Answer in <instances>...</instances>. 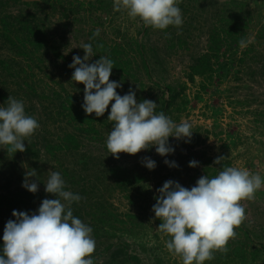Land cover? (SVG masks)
<instances>
[{
	"label": "rangeland",
	"instance_id": "1",
	"mask_svg": "<svg viewBox=\"0 0 264 264\" xmlns=\"http://www.w3.org/2000/svg\"><path fill=\"white\" fill-rule=\"evenodd\" d=\"M2 1V0H1ZM5 1V0H3ZM34 1L38 4L35 5ZM50 0L49 3H45L42 0H21L18 3L9 1L6 5L0 2V17L3 14L9 15H25L27 13H35L38 18L43 22L45 37L49 45L56 43L59 47V52L63 56H56L50 48L47 57H45L44 65L42 69H39L34 65L35 76L28 78L29 81L34 83L38 90L48 91L50 87H53L60 92L66 94L70 92L78 97V102L82 106L84 103V91L83 84L76 83L71 80L69 74L65 75L66 65L71 64L70 60H73V56H79L83 59L85 55L84 50L80 48L82 43H88L86 35L89 29H98L102 39L108 43H114L116 41L124 40V35L127 37H140L139 31L146 27L143 22L137 18L132 19L127 15L125 10L116 11L114 10V0H103L105 3L101 6L104 8H95L98 6L100 0ZM72 1V2H71ZM84 2V9L79 8V2ZM256 4L258 0H251ZM29 4H28V3ZM90 2L95 7L92 8ZM72 3V4H69ZM62 5L68 7L72 5L75 7V11L71 12L68 10L69 17L62 14ZM91 7V9H90ZM79 8V9H78ZM43 9L45 13H42ZM41 11V12H40ZM43 11V12H44ZM90 11H93L91 13ZM182 13V11H181ZM195 13V11L193 12ZM97 17L98 25H93L90 21V17ZM74 18H80L82 21H75ZM205 22L203 29H196L195 27H189L190 37L188 46L182 47H167V43L161 40L156 42L157 48L159 49L160 62L157 65L158 72L155 74L156 77H164V82H176L182 81L187 82L186 94L188 96L187 110L183 111L180 119L176 121L177 124L186 120L192 124V131L197 127L209 129L212 132H220L219 135L214 133L210 134L209 138L203 143L197 145L194 149L196 153L205 152L207 156L216 159L218 156H224V159L230 160L231 167H237L241 169H247L251 173H259L261 178L264 179V122L255 121V112L264 111V80L253 79L245 76V72H240V78H235V72L244 71L243 66H240L235 61L231 64V72L227 77L220 78L218 75H214L213 79L206 80L200 76L196 77V81L192 83L188 81L187 73L190 71V65L195 60V53L206 51V45L209 34V24L206 22L205 17H202ZM96 19V18H95ZM186 18L183 19V23ZM159 29H151L150 35L153 41H158L155 31ZM127 40V38H126ZM254 40V32L249 36V42ZM246 44L237 52L239 58L240 51L245 47ZM3 57H14L18 58L21 65H27L23 57L16 56L14 52H9L6 47L0 49V56ZM67 57V59L65 58ZM97 58L92 57L91 61L95 62ZM42 66V65H41ZM27 68V67H26ZM62 68V69H61ZM65 71V72H64ZM2 72L1 79L5 80L10 91H17L19 97H14L17 100H21L24 103L25 109L29 110L35 115L39 123V129L34 133L33 136L27 138L23 143L25 147H32V149H41L43 152L44 138L42 135L43 130L51 131L48 135L49 139L53 142H61V137L64 136L65 132L72 131V125L66 122L65 117L58 118L59 120L54 122L52 119L47 120V129L43 128V124L46 123L47 115L44 112V106H48L51 101H39L38 98H32L30 101L23 90L19 88V80L11 75L4 74ZM25 73H23L24 76ZM239 74V75H240ZM114 78L110 76V81H114ZM61 81L65 86L66 91L60 89L58 82ZM141 81L146 83L147 87H151L152 83L142 75ZM130 82V81H128ZM121 83V82H120ZM202 83L206 84V89H202ZM47 84L45 88H43ZM123 85V83H121ZM130 88L135 91L137 102H142L145 99L152 100L157 103L155 99L157 97V89L153 90V96L148 93V89L141 91L139 88V82L132 81ZM24 88L23 85H21ZM2 86L0 85V90ZM126 88H117L118 94L121 96L127 94L129 90ZM50 94V93H49ZM11 96V92H10ZM246 102H243V101ZM238 101H242L240 104ZM7 101H0V106H6ZM114 103V101L112 102ZM111 111V103L109 108L106 110L102 120L106 121V124L100 125L97 122V127L100 129V136L98 141L93 144H86L80 150L81 153H86L87 157H77L72 152H66L65 150L59 153L61 161L65 162V167H68L71 172H75L80 176L89 175L87 178L94 180L96 177L102 178V184L99 183L101 188L100 199L101 203H106L107 208L116 211L121 215L123 219L129 221L128 214L137 215L135 230L131 232V224L126 223L130 229L128 232L121 233L117 237H112L116 243H128L129 246L125 247L124 250L129 255L138 256L141 264H157V261H161L162 264H182V260L178 256L171 254L166 248V241L170 239L160 233L157 228L159 226L158 220L155 218L153 212V206L156 203L155 197L158 195L157 189L161 188L166 181L172 180L178 182L181 186L191 189V175H196V180L203 176L200 165L196 167H189V160L193 155L186 144L185 139L177 140L174 137H169L168 143L172 146L175 151L167 156L159 155L155 146L148 150H143L135 155H129L126 153H120L119 159H116L106 149L107 136L112 129L113 122L107 119ZM49 113V112H48ZM56 118V117H55ZM231 134V135H229ZM31 143H36L34 146ZM7 146L0 145L2 155H9L10 152L6 151ZM30 152V151H29ZM28 152V153H29ZM30 153L24 152L12 153L16 160H12L8 166L11 170L9 173L13 180L12 185L9 187L2 186V177H0V192H14L16 186L23 187L25 174L28 172V162L31 159ZM145 157H149L155 161L156 167L152 170L148 169L143 160ZM86 158V159H85ZM33 161H38L42 165L43 177L48 178L49 171H59V168H53L55 161L49 160L48 157L42 153L39 158H33ZM80 160H84L81 163ZM168 160L170 163L175 162L178 167H170L165 164L164 161ZM198 161L197 158L194 159ZM126 166L130 165L136 167L139 171L144 173L145 179L139 182L136 186L127 189H123L117 186L114 179L105 180L104 176L109 172L108 169L113 166ZM55 167V166H54ZM33 171V170H32ZM65 181V188L67 191H71L72 186L67 181V177L61 175ZM38 177V176H37ZM37 177H31L30 181H35L38 184V191L45 189V184L38 180ZM100 182V181H99ZM94 194V193H93ZM92 194V197H93ZM102 194V195H101ZM96 197V196H95ZM50 199V198H49ZM54 199V198H51ZM97 199V198H93ZM39 200L33 204L31 211H28V206L17 211L27 212L29 215L36 213L39 206ZM246 211L247 219L237 229H235L237 235L235 239L230 240V243L237 242V244L249 243L248 250L252 248L258 249L257 258L249 255L246 260H234L226 264H264V187L256 192L254 200L242 201L241 202ZM74 202L72 203V205ZM71 205V206H72ZM81 208L76 209L74 213L75 217L82 216V222L88 225L92 220L90 216L85 215L86 211L93 210L90 205L94 202L87 200V204H78ZM99 206V205H98ZM0 221V249L2 253L3 248V237L2 230L3 219L9 221L15 220V217L6 215L1 217ZM130 222V221H129ZM245 242V243H244ZM98 244V249L102 250L103 245ZM116 244V247L117 245ZM106 256H100L98 263L102 264ZM205 263V262H204ZM225 264V263H220Z\"/></svg>",
	"mask_w": 264,
	"mask_h": 264
},
{
	"label": "trees",
	"instance_id": "2",
	"mask_svg": "<svg viewBox=\"0 0 264 264\" xmlns=\"http://www.w3.org/2000/svg\"><path fill=\"white\" fill-rule=\"evenodd\" d=\"M9 1L18 3L21 0H0L3 5H6ZM42 1L45 3L50 2V0ZM59 1L62 2L61 0ZM252 2L251 0H180L178 7L182 11V18H186L185 22L179 28L169 26L164 30L155 31L158 41H153L151 39L150 30L153 29L151 26L142 28L139 31L140 37H127L125 34L124 40L114 43L104 41L101 36L90 39L95 32V30L91 28L88 30L86 40L88 43L92 44L95 58L99 59V57L103 55L114 62L111 76L114 78V81L123 83L122 88H126L124 90L130 89L129 85L132 81L139 82L140 90L145 91V89H148V93L152 96L153 90L157 89L158 91L155 93L157 97H155V99L158 101V107L155 109V112L157 114L163 112L176 123V121L180 119L182 112L187 110V105L189 103L186 94L187 82L176 81L165 83L164 77L155 78L157 72L160 74V71L157 69L160 57L158 55L159 49L157 48L156 42L164 40L163 42L167 43V47L170 46L172 48L185 45L188 46L189 40L192 39L190 37L191 30L188 31L189 27L192 26V28L203 29L205 22L202 17H205L206 22L209 24L206 51L198 54L195 53V60L190 65V71L187 73L188 81L194 83L197 76L208 81L213 79L214 75H218L220 78L227 77L232 70L231 64L234 61H237L236 63L243 66L244 69V71L237 70L234 75L235 78L239 79L241 76L240 72H245V76L247 77L264 80V0H258L256 4H252ZM98 3V6L95 7V5L90 2L92 8H104V6H101L105 3L103 0L98 1ZM34 4L37 5L38 2L34 1ZM78 5L80 9H84V2L80 1ZM41 10L42 13H45V16L48 17V14L43 9ZM68 10L74 12L76 9L73 5L72 7L62 5V14L66 17H69ZM194 11L195 13H193ZM90 12L93 13V11ZM37 15L35 13H27V16L20 14L1 15L0 49L6 47L9 52H14L16 56L23 57L24 61L27 63V68L20 64L18 58L3 57L2 55L0 56V77L3 75L2 72L16 77L20 83L19 88L24 91L26 97L30 101H32V98H38L39 101H51L48 106L46 105L43 107L45 109V115H47L46 123L43 124L44 129L49 128L47 120L52 119L56 122L59 120L58 118L65 117L67 119L66 122L72 125L73 130L65 132L64 136L60 139L61 142L56 143L50 140L48 138L49 136L46 135L50 134L51 131L43 130V152L39 148L33 150L32 147H28V145L27 148L25 147L27 154L30 153L31 155L27 170L28 172L35 170L38 180L46 183L48 178L43 177L42 165L40 162L32 160L34 157L39 158L42 153H44L49 160L55 161L52 167H58V172L64 175L65 178L67 177V181L73 188L71 192L79 194L82 197L80 202H74L71 206L73 215L76 213V209L81 208L78 204H81V206L85 205L87 204V200L90 202L93 201L94 204L96 203L99 205H90L93 210L86 211L85 213V215L90 216V220H92L91 223H88V226L93 230L92 237L95 242L97 240L100 242V245H103L102 250H99L98 244H96V249L92 256L94 264H99L97 257L100 256H106L102 264H141L138 256L129 255L125 251H122L125 247L129 246L127 242L118 244L111 240L112 237H118L119 234L130 230L126 223L131 224V232H133L135 230V218H137V215L128 214L127 217L129 218V222L123 219L116 211L107 208L106 203L98 201L101 198L98 193H101L99 183L103 181L102 178L96 177L92 180L87 178L89 176L88 174L86 176H80L75 172H71L68 167H65L66 165L64 164L66 163L61 161V158L58 157L59 153L63 150L72 152V154H75L77 157H87V154L81 153L80 150L85 146V143L93 144V142L101 138V132L97 127V122H99L100 125H104L106 121L102 120L101 117H96L95 113L87 115L78 102V97L67 92L65 89L66 87L63 86L61 81L58 82V85L61 86L60 89L67 92L66 94L53 87H50V90L46 92L43 91V89L40 91L34 83L28 80V78L35 76L33 72L35 68L34 65L39 69H42L44 66L42 62H44L45 57L50 54L48 48H50L52 52L55 51L54 54L56 56H63L59 52V47L56 45L55 41L51 45L47 42L44 31L45 27L41 21L42 19L40 20ZM74 20L82 21L80 18H74ZM90 21L93 25H98L97 17L91 16ZM252 32H254V40L248 43L249 36ZM241 42H243V44ZM100 44L103 45L102 48L97 47V45ZM244 44H246V46L240 51L241 55L238 58L237 52ZM65 58L67 59V57ZM70 62L72 63L73 60H70ZM69 65L63 67L66 71L64 72L65 75L69 74L72 76L74 69L70 68ZM23 73H25L24 76ZM142 75L152 83L151 87L148 88L146 83L141 81ZM0 85L2 86L0 90V101H7L10 92L13 98H20L18 92L13 90L10 91L6 81L1 78ZM21 85H23L24 88H22ZM46 86L47 84H45L43 88ZM82 88L84 91V86ZM201 88L205 90L206 84L202 83ZM238 102L242 104L246 101ZM25 112L27 115L37 119L38 123L41 122L29 110L25 109ZM255 115V121L264 122L263 110L256 111ZM212 133L214 132L209 129L197 127L193 130L191 140L185 142V144L190 151H194L197 145L206 141ZM220 133H222V131L215 132L214 134L219 135ZM35 144L36 143H31L30 145L34 146ZM192 153L194 156L191 155L189 162L197 158L199 161L198 165L201 167L200 172L203 173V176L208 175L209 178L214 177L219 171H222L225 167H229L231 164L230 160L223 159L220 164L217 165L214 164L215 159L207 156L205 152L196 153V151H194ZM11 154L2 155L0 150V177H2L1 179L3 181L2 186L9 188L13 180L9 175L11 170L8 166L11 164L12 160H16ZM80 162L84 163V160H80ZM108 172L109 174L107 173L104 176L105 180L114 179L118 187L127 190L145 179L144 173L130 165L113 166L108 169ZM197 174L198 171L190 177L191 187L196 185L195 180ZM15 188L16 190L14 192H0L1 217L6 215H10L11 217L14 210L17 211L25 206H28V211H31L33 204L36 203L37 200H39L38 206H40L45 198H56L53 194L47 193L45 189L37 191L36 193H31L24 187L16 186ZM65 190L67 191V188H65ZM78 218L82 220V216ZM3 220L4 223L2 227H5L8 221L5 219ZM0 221H2V218ZM160 223L161 221L158 220V224ZM3 232L4 229L2 230V234ZM116 244H118L117 247ZM248 246L249 243L237 244V242H229L227 245L229 249L227 254L216 252L214 254L215 258L210 261H205L204 264H226L236 259L246 260L249 255L255 260L259 251L257 248L248 250ZM157 264L162 263L159 260Z\"/></svg>",
	"mask_w": 264,
	"mask_h": 264
},
{
	"label": "clouds",
	"instance_id": "3",
	"mask_svg": "<svg viewBox=\"0 0 264 264\" xmlns=\"http://www.w3.org/2000/svg\"><path fill=\"white\" fill-rule=\"evenodd\" d=\"M180 0H114V10H125L132 19L139 18L145 26L164 30L169 26L179 28L183 24ZM100 35L97 29L94 39ZM243 44V42H241ZM102 48L103 45H97ZM83 59L73 56L69 65L74 69L71 80L84 85L83 110L87 115L104 116L111 103L107 119L112 129L107 136V150L116 159L120 153L135 155L155 146L161 156L174 153L169 137L191 140L192 124L186 120L175 123L163 112L157 114V103L145 99L137 102L131 88L123 96L117 88L122 84L110 81L114 62L101 55L95 62L91 43H82ZM114 101V103H112ZM40 125L25 112L24 103L9 96L6 106H0V145L7 146L10 153L26 151L25 144ZM224 156H218L214 164L219 165ZM152 170L156 163L149 157L143 160ZM170 167L175 162L164 161ZM198 162H189L196 167ZM37 172H27L23 187L31 193L38 191V184L30 181ZM45 191L55 199L45 198L36 213L12 212L15 220H9L3 232V248L0 264H94L92 258L96 242L92 228L73 215L72 203L82 197L65 190V181L57 171H49ZM264 187L259 173L247 169L225 167L209 178L201 176L191 189L172 180L157 189L153 206L155 218L160 220L157 230L169 236L167 250L182 260V264H204L220 252L227 254L228 243L236 238L235 229L247 219L242 201L255 199L256 192Z\"/></svg>",
	"mask_w": 264,
	"mask_h": 264
}]
</instances>
